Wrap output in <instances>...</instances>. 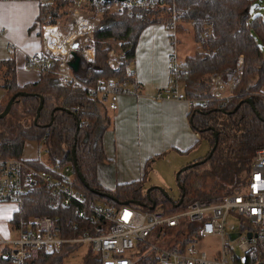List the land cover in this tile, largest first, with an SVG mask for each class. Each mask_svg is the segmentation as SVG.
Segmentation results:
<instances>
[{"label": "trees", "instance_id": "16d2710c", "mask_svg": "<svg viewBox=\"0 0 264 264\" xmlns=\"http://www.w3.org/2000/svg\"><path fill=\"white\" fill-rule=\"evenodd\" d=\"M166 1L169 4L166 9H143L131 15L105 13L100 18L92 30L90 45L94 51L93 60H86L76 51L80 56L79 65L72 72L84 86H64L54 74L47 72H39V79L35 82L19 85L14 61H1L0 67L7 69V79L2 86L8 99L18 92L27 93L17 96L8 114L0 118L1 152L22 156L25 141L33 139L46 145L51 161L73 165L75 157V184L83 191L85 199L117 205L130 203L146 209L152 202L162 201L168 211H174L194 198L218 201L223 194L239 189L250 170L256 149L264 146V99L256 94L264 84V55L258 43V37L264 42V19L260 15L251 16L253 0ZM66 6L67 3L62 0L40 6L36 25L57 24L62 15L69 14ZM172 11L179 18L193 19L192 36L200 44L199 51L181 61V68L187 72L180 75V80L185 84V96L195 101L189 113L190 125L200 133L201 138L207 139L209 149L197 159V163L177 173L176 181L180 187L177 198L166 196L158 186H152L146 192L143 180L106 188L98 181L97 170L99 163L106 158L102 134L111 121L108 109L98 98L90 95L88 87L96 85L98 79L109 77H113L117 84L129 82L127 66L134 57L140 32L150 23L169 20ZM181 25L177 26L178 31ZM108 38L121 40L124 59L117 69L108 64L110 49L103 44ZM240 56L242 73L231 95L224 99L214 97L207 82L209 75L232 72ZM40 96L43 104L34 121ZM4 106H0V112ZM212 147V153L208 155ZM35 159L26 161L43 167ZM243 172H246L245 176H242ZM182 191L183 198L178 203ZM55 201L57 205L53 207ZM78 205L73 202L64 205L48 189L39 186L22 196L9 220L17 223L21 217L50 214L55 216L58 233L62 237L81 236L86 230L100 232L96 221L89 215H77ZM77 245V242H64L59 252L40 253L26 264H71L65 257ZM153 263L151 254L138 260V264ZM81 264H99L98 256L91 247L83 255Z\"/></svg>", "mask_w": 264, "mask_h": 264}, {"label": "built area", "instance_id": "2783aa9c", "mask_svg": "<svg viewBox=\"0 0 264 264\" xmlns=\"http://www.w3.org/2000/svg\"><path fill=\"white\" fill-rule=\"evenodd\" d=\"M35 1L43 6L55 0ZM62 1L67 3L70 16L68 30L70 24L77 20L83 22L81 29L70 37L69 31L61 34L57 24H42L43 49L28 55L26 65L38 72L52 73L62 85L72 87L84 86L74 77L68 65L72 43L78 41L77 51L87 57L92 30L105 13L131 15L143 9L169 7L166 0ZM181 19L172 11L170 19L165 21L173 47L170 79L164 91L159 90L151 97L186 100L192 105L195 101L185 96V84L180 80V75L187 71L181 68L175 49L177 26ZM46 27L58 33L57 42L47 41ZM3 32L5 29L0 27V34ZM109 55V66H115L120 54L114 55L110 49ZM241 73L240 56L232 72L211 74L213 96L218 99L230 96ZM88 89L90 95L112 111L118 107L120 94H140L138 88L130 90L125 85L117 84L113 77L98 79L96 85ZM256 94L264 99V87ZM37 147L38 156L35 160L43 167L28 163L22 156L5 155L0 150V202L15 201L19 205L22 196L42 186L64 205L71 202L79 204L76 207L77 215H89L96 221V228L100 232L86 230L81 236L62 237L58 233L59 226L54 215L32 214L25 219L21 217L17 223L11 224L15 230L13 237L0 232V256L3 257L0 264H26L40 253L59 252L64 242H86L97 254L99 264H138V260L146 254L153 256V264H264V146L256 149L250 170L239 189L225 193L218 201L194 198L183 208L174 211H168L162 201L143 209L130 203L117 205L86 200L83 191L75 184L74 165L51 161L47 158V148L42 142ZM56 205L57 201L52 203L53 207ZM231 232L235 234L231 236ZM207 235L218 238V246L211 252L200 244V240Z\"/></svg>", "mask_w": 264, "mask_h": 264}, {"label": "crops", "instance_id": "0c3cea01", "mask_svg": "<svg viewBox=\"0 0 264 264\" xmlns=\"http://www.w3.org/2000/svg\"><path fill=\"white\" fill-rule=\"evenodd\" d=\"M39 11L40 4L35 0H0V27L5 29L0 34V62L8 59L14 61L15 77L19 85L39 79V72L26 65L28 55L41 51L44 46L43 25H36ZM58 30L61 34L66 31H60L59 25ZM45 35L48 36L46 32ZM109 39L106 40L110 42ZM117 44L120 59L115 66H110L113 69H117L124 59L120 43ZM172 49L170 32L165 22L148 24L138 36L134 57L127 66L130 81L125 87L130 90L138 88L140 94L122 93L118 96V107L113 111L108 110L111 123L102 134L106 158L99 163L97 177L106 188L112 189L118 183L133 180H143L145 184L147 176L152 183L145 184L146 188L160 186L155 183L157 178L162 179L157 164L168 152L187 155L180 164H187L205 154L189 155L202 139L200 133L194 131L190 125L189 113L192 105L186 100L151 97L153 93L164 91L168 87ZM88 51L91 52V58L81 55L92 61V45ZM5 69V66L0 67V106L8 99L2 86ZM35 158L37 156L26 157ZM177 166L176 163L173 168L176 169ZM11 215L12 213L9 216ZM10 223L12 224L11 221Z\"/></svg>", "mask_w": 264, "mask_h": 264}, {"label": "rangeland", "instance_id": "374dc122", "mask_svg": "<svg viewBox=\"0 0 264 264\" xmlns=\"http://www.w3.org/2000/svg\"><path fill=\"white\" fill-rule=\"evenodd\" d=\"M250 12H251L250 13L251 16L260 15L264 19V0H253V2L251 4V11ZM86 16H89V14H86ZM69 18H70V16L68 14V15H62L58 19L59 23H57V24L60 26V31L64 32L66 30L65 33L69 31L68 26H67L68 25L67 21ZM189 19H192V18H189ZM189 19L186 20V19L182 18L181 21L179 22V24H182L181 25L182 28L180 29V31L177 32L176 49H177L178 57L180 59H183L185 56L192 54L195 51L200 50V44L195 42V40L192 36V28L191 27L193 25V21L191 22V21H189ZM47 32H51V31L48 30ZM47 37L49 38V35ZM258 38H259L258 43H259L261 50L263 52V55H264V42L262 41V39L260 37H258ZM109 41L111 43L108 42L107 40H106L107 43L105 41H103L104 47L105 48L107 47L108 49L113 48V50L115 51L114 55H117L116 52L120 54L119 46L117 48L116 45H118L117 43H121V40L115 39V38H110ZM70 56L71 55L69 53L68 57L70 58ZM109 57H110V55H109ZM107 59H108V56H107ZM3 75H4L3 81L5 82V79H7V77H6L7 76V69L4 70ZM3 75H1V76L3 77ZM210 75H209V81H207V82H208V85L210 86L211 94L213 95L212 85H210ZM263 87H264V84L261 86V88H263ZM0 94H1V89H0ZM229 94H231V93H229ZM37 145H38V143L36 140L27 139L24 143L21 155L25 158L26 157L27 158H34V157L38 156ZM208 149H209V143H208L207 139L202 138L201 141H199L198 144L195 146V149H193V151L189 155L191 156L193 153H196L197 156H200V155L204 154L206 151H208ZM178 153H176V152H172V153L170 152L169 153L168 152L166 157L159 160L158 164H157V168L159 169V171L162 175V179L157 178L155 183H156V185H160L168 193V195L172 198H177L180 194V187L177 184L175 173L181 166L184 165V164H180V163H182L184 161V159H186L188 157L187 155L181 156V153L180 152H178ZM45 155L46 154H44V156ZM176 163L178 166L175 169V168H173V165ZM245 173L246 172H243L242 176H245ZM246 176H247V174H246ZM150 183H152L150 180V177L147 176L146 180H145V184L149 185ZM242 185H243V182L241 183L240 187ZM15 205H16L15 201H7V202H1L0 203V232L3 235L8 236V237H13L15 235V230L11 227V223L9 220L11 218L9 215H10V213H12V209L15 207ZM200 244L203 248H205L209 252H211L215 248H217L218 238L213 236V235H207V236H204L200 240ZM88 249H89V244H87L86 242H81L65 258L71 264H81L82 259H83V255H85V253L87 252Z\"/></svg>", "mask_w": 264, "mask_h": 264}, {"label": "water", "instance_id": "95a60500", "mask_svg": "<svg viewBox=\"0 0 264 264\" xmlns=\"http://www.w3.org/2000/svg\"><path fill=\"white\" fill-rule=\"evenodd\" d=\"M106 1H112V0H106ZM116 1H123V0H116ZM72 50L70 51V55L72 57V59H70L68 61V65L70 66V68L72 70H77L78 68V65H79V59H80V56L76 54V51L78 49V41H74L72 43ZM27 95L26 92H18V93H15L14 95H12L7 103L5 104L3 110L0 112V118L6 116L8 114V112L10 111L12 105L14 104L17 96H25ZM248 102L252 103L250 99L247 100ZM42 104H43V98L42 96H40V102H39V105L37 107V111H36V116L34 118V121H36V118H38L39 116V113H40V109L42 107ZM217 139V133H215V140ZM212 150H213V147L209 150L208 152V155L212 153ZM198 160H194L192 161V163H189V164H184L183 166H181L175 173V175H177V173H179V171L181 170H184L187 168L188 165H193L195 163H197ZM73 165L74 167L77 169V165H76V160H75V157H73ZM77 174L78 176L80 177V179L83 181V178L81 177L80 173L77 171ZM151 186L150 187H147L146 188V192H148L150 190ZM158 188L161 190V192H163V194H165L166 196L170 197L168 195V193L161 187V186H158ZM107 196H110L111 197V194L110 193H107ZM182 198H183V191H182V196L179 197V200H178V203H180L182 201ZM154 205V202H152V204L150 205V207H152ZM235 234V232H231V236H233Z\"/></svg>", "mask_w": 264, "mask_h": 264}, {"label": "bare ground", "instance_id": "6f19581e", "mask_svg": "<svg viewBox=\"0 0 264 264\" xmlns=\"http://www.w3.org/2000/svg\"><path fill=\"white\" fill-rule=\"evenodd\" d=\"M82 25H83V22L80 21V20L72 22L70 24V27H69V35H70V37L76 35L79 32V30L81 29ZM48 30H50L51 32H47ZM46 34L49 35V38L46 37L48 42L49 41H53V40L55 42H57L56 36L58 35V33L55 30H52L51 27L46 29ZM63 48H65V46H63ZM61 51H63V50H61ZM86 54H87V56L91 57V52L90 51H87Z\"/></svg>", "mask_w": 264, "mask_h": 264}]
</instances>
